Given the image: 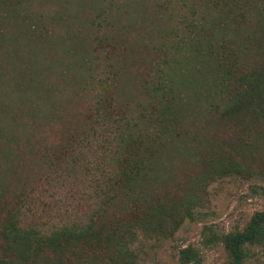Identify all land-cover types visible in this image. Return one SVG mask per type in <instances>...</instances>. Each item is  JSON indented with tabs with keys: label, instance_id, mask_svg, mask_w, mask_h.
Returning a JSON list of instances; mask_svg holds the SVG:
<instances>
[{
	"label": "rangeland",
	"instance_id": "obj_1",
	"mask_svg": "<svg viewBox=\"0 0 264 264\" xmlns=\"http://www.w3.org/2000/svg\"><path fill=\"white\" fill-rule=\"evenodd\" d=\"M223 2L207 5L204 20L199 8L194 20L204 23L206 32L215 30L220 41H247V48L239 49L241 68L259 67L264 62L262 16L249 8L251 0H237L235 6ZM214 8L226 15L218 19ZM187 14L179 0H0V229L21 196H28L23 225L45 229L69 213L86 212L92 188L85 181H64L52 152L61 147L59 158L88 125L90 79L115 73L110 112L122 108L145 130L158 120L149 112L154 101L145 92L162 69L165 84L179 97L174 128L162 147H154L148 172L127 196L123 192L113 201L100 224L135 220L145 200L157 206L194 196L199 205L168 238H138L135 264H178V250L186 246L198 252L199 264H225L220 243L203 245L212 234L203 236L202 228L216 235L241 230L254 212L264 210V141L259 154L239 160L234 152L238 128L219 123L213 109L219 97L198 94L217 83L216 59L207 51L173 50L176 34L181 36L178 20ZM222 19L231 20L233 29L224 32ZM96 37L106 44L97 51ZM29 87L36 89L34 94L26 93ZM144 105L147 110L141 112ZM257 118L262 128L264 120ZM134 135L144 138L141 131ZM209 150L222 160L231 158L241 174L202 179ZM132 206L137 214L128 211ZM173 219L168 215L166 224ZM243 264H264V243L247 246Z\"/></svg>",
	"mask_w": 264,
	"mask_h": 264
},
{
	"label": "trees",
	"instance_id": "obj_2",
	"mask_svg": "<svg viewBox=\"0 0 264 264\" xmlns=\"http://www.w3.org/2000/svg\"><path fill=\"white\" fill-rule=\"evenodd\" d=\"M179 1L189 17L178 20L181 36L176 34L173 50L189 54L201 51H207L208 55L214 54L217 85L198 94L219 97L213 104L218 121L232 123L238 128L234 152L239 160L245 155L250 159L253 153H260L264 141V126L260 127L257 118L264 120V62L257 68L242 69L243 54L239 49H246L247 41H220L221 37L215 30L206 32L204 23L194 20L199 8L204 12L200 19L204 20L203 17L209 12L207 5L214 0ZM223 1L224 4L229 2ZM230 1L235 6L237 0ZM251 3L249 8L258 17L262 16L259 27L264 31V0H251ZM214 10L218 19L226 15L217 8ZM240 17L245 19L242 15ZM221 25L224 32L233 29L231 20H224ZM105 45L96 37L93 49L97 51ZM231 48L237 50L232 51ZM159 71L160 75L145 92L154 101L148 107L149 112L158 120L145 130L138 129V123L132 121L122 108L110 112L114 100L110 91L111 80L115 79V73L109 70L104 76L90 79L92 85L89 86L93 93L88 125L68 149L60 152L59 158L56 155L61 147L52 152L55 165L65 176L64 181L68 182L71 178L73 185L85 181L88 184L86 186L92 188L93 197L88 209L73 216L69 213L65 221L45 229L23 225L21 217L25 214V199L28 196H21L17 208L8 214L0 229V264H135L138 254L133 245L139 237L148 240L166 239L178 229L184 217L190 216L191 208L200 203L199 198L194 196L182 202H160L157 206L145 200L141 206L142 212L135 220H116L109 224L104 221V224H100L113 201L123 192L127 196L126 193L136 186L138 178L148 172V165L155 155L154 147H162L174 128L175 105L179 97L172 85L165 84L164 77L167 74L162 69ZM199 76L201 80L203 74ZM35 91L29 87L26 93L32 95ZM222 91L224 96L221 95ZM50 94L59 98L52 89ZM145 106L139 107L141 112L147 110ZM144 116L141 114L140 118ZM134 130L141 131L144 138L135 136ZM42 162L50 164L46 159ZM206 169L205 175H201L202 179L241 174V169L231 158L222 160L214 150H209ZM202 179L200 183L204 182ZM137 209L132 206L128 211L137 214ZM168 215H175L170 225L165 222ZM208 232L212 238H206L203 245L220 243L226 258L225 264H243L246 247L264 243V210L254 212L241 230L216 235L208 226H204L202 235ZM177 263L199 264L200 257L194 248L186 246L178 250Z\"/></svg>",
	"mask_w": 264,
	"mask_h": 264
}]
</instances>
